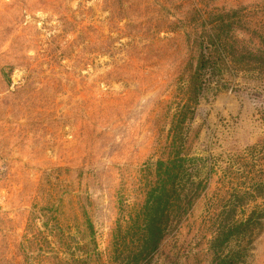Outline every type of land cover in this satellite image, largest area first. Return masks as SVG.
Returning a JSON list of instances; mask_svg holds the SVG:
<instances>
[{"label":"rangeland","instance_id":"obj_1","mask_svg":"<svg viewBox=\"0 0 264 264\" xmlns=\"http://www.w3.org/2000/svg\"><path fill=\"white\" fill-rule=\"evenodd\" d=\"M219 20L254 49L264 0H0V264L131 263L174 151L193 198L149 264H264V73L230 70L182 109ZM252 211L251 244L215 249Z\"/></svg>","mask_w":264,"mask_h":264},{"label":"trees","instance_id":"obj_2","mask_svg":"<svg viewBox=\"0 0 264 264\" xmlns=\"http://www.w3.org/2000/svg\"><path fill=\"white\" fill-rule=\"evenodd\" d=\"M215 30L207 35V41L200 42L202 51L199 53L196 67L187 81V95L185 103L182 106L183 111H191L190 103L195 102L197 96L202 94L204 89L212 83L219 82L224 76V73L236 71L245 74H261L264 73V28L250 29L245 28L249 32L252 39H256V47L248 49L242 45H238L233 41V36L230 35L233 23L229 21H220ZM206 44V45H204ZM173 157L169 159L168 165L159 163L158 170L160 174L167 177L171 182L163 183V188H155L158 194H154L148 204L143 208V227L140 232L143 236V241L136 248V254L132 257L131 263L128 264H149V258L157 251L159 242L163 236L165 224L170 222L174 215L170 217L173 211L179 212L183 206L191 203L181 202L180 197H188V194L183 193L184 187L179 185L181 175L190 176L192 167H184L187 165L185 157L179 156L177 151H174ZM180 164V165H179ZM182 195V196H181ZM170 217V218H169ZM164 220V224L163 223ZM162 224V225H161ZM260 215L254 211L243 221L236 224L226 225L214 239V248H222L231 238H239L240 234H247L246 239L248 244L252 242L251 232L253 228L260 227ZM223 246V247H222ZM217 254V253H216ZM242 257L240 250L217 256L216 264H238V260Z\"/></svg>","mask_w":264,"mask_h":264}]
</instances>
